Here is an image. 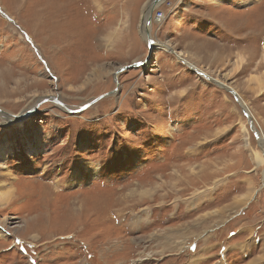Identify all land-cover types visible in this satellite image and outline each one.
<instances>
[{
    "label": "rangeland",
    "instance_id": "rangeland-1",
    "mask_svg": "<svg viewBox=\"0 0 264 264\" xmlns=\"http://www.w3.org/2000/svg\"><path fill=\"white\" fill-rule=\"evenodd\" d=\"M151 1L0 0V109L113 89L147 56ZM159 9L151 59L115 94L75 114L44 102L21 127L0 113V264H264L258 141L233 96L179 59L232 86L264 135V0Z\"/></svg>",
    "mask_w": 264,
    "mask_h": 264
},
{
    "label": "water",
    "instance_id": "water-1",
    "mask_svg": "<svg viewBox=\"0 0 264 264\" xmlns=\"http://www.w3.org/2000/svg\"><path fill=\"white\" fill-rule=\"evenodd\" d=\"M164 1L165 0H152L151 3L146 5V9L144 10V15L142 17V22L140 25V32H141L144 40L146 41L147 50H148L149 55H153V53L155 51L154 44H153L154 40H153L152 35L150 33L151 24H152V21L154 19L153 15H152L153 10L158 5L163 3ZM7 18L10 19V17H7ZM171 51L173 53H175L174 50H171ZM179 59H181L182 61H186L188 66L191 67L192 69H194V71H196L197 74L205 77L206 79H208L209 81H211L215 85L225 89L226 91H228L233 96L234 100L239 103V105L241 106L245 116L247 117L249 125H250V127H251L257 141H258V144H259L260 149L262 151V154L264 156V135H263L262 131L259 129V127L257 126V123H256L254 117L251 115V111L249 110L248 106L246 105L245 102L242 101L240 94L232 86L228 85L227 83H225V82H223L217 78L210 76L208 73H206L204 70H201V68L197 67L195 64L193 65L188 60H184L181 57H179ZM144 63H145V58L141 61H134L128 65H122V66L116 68V70L113 72V81L115 83L114 88L111 89L110 91L99 94L98 96H95V97L89 99L88 101L84 102L82 105H79L77 107H68L67 105H65V103L62 100L59 99L58 95L49 94V95H44V96L38 98L34 102V104H32L30 107H28L27 109H25L24 111H21L19 113H8L6 111H3L2 109H0V113L8 115L7 118L10 120H13L12 122L21 121V120H24L26 117H29L30 115L34 114L36 112L37 108L42 103L49 101V102L55 103L56 105L61 107L67 113L75 114L77 112L84 110L88 106L94 104L98 100H100V99H102L108 95L115 94L120 87V84L118 81L119 74L122 71H125L127 69H131L135 66H138V65L143 66Z\"/></svg>",
    "mask_w": 264,
    "mask_h": 264
},
{
    "label": "bare ground",
    "instance_id": "bare-ground-1",
    "mask_svg": "<svg viewBox=\"0 0 264 264\" xmlns=\"http://www.w3.org/2000/svg\"><path fill=\"white\" fill-rule=\"evenodd\" d=\"M156 44L160 45V46H158V48H159V47H161V48H163V49H166V48L168 49V48H170L166 43H160V42H158V43H156ZM154 48H155V46H154ZM263 49H264V45H263ZM174 54H175V53H174ZM151 56H152V55H149L148 52H147V56H146V58H145V61H147V60L149 61V60L151 59ZM183 62H186V61H183ZM186 64H187V63H186ZM33 115H34V114H32V115H30V116H33ZM251 115H252V114H251ZM30 116H29V117H30ZM252 116H253V115H252ZM26 118H28V117H26ZM26 118H25V119H26ZM14 123H16L17 125H19L20 127H21L22 124H23L22 121H19V122L15 121ZM41 148H42V147H36V148L34 147V148L32 149V151H33L34 153H38V151L41 150ZM1 151H2V150H0V161H1V160L4 161V160H5L4 157H5V153H6V152H1ZM92 174H93V173H92ZM147 190H148V189H147ZM135 191H136V190H135ZM6 196H7V192H4V193L2 194V197L0 198V200L2 201V198H3V199L7 198Z\"/></svg>",
    "mask_w": 264,
    "mask_h": 264
},
{
    "label": "built area",
    "instance_id": "built-area-1",
    "mask_svg": "<svg viewBox=\"0 0 264 264\" xmlns=\"http://www.w3.org/2000/svg\"><path fill=\"white\" fill-rule=\"evenodd\" d=\"M164 17V12L162 10H156L155 14H154V20L155 21H159Z\"/></svg>",
    "mask_w": 264,
    "mask_h": 264
}]
</instances>
